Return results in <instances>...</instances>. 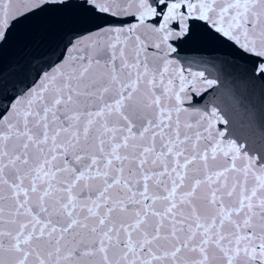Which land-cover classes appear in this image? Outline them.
I'll return each mask as SVG.
<instances>
[{
	"label": "snow or ice",
	"instance_id": "6c2138e0",
	"mask_svg": "<svg viewBox=\"0 0 264 264\" xmlns=\"http://www.w3.org/2000/svg\"><path fill=\"white\" fill-rule=\"evenodd\" d=\"M51 11L75 26L21 36ZM16 39L34 47L0 71V264H264L245 106L199 107L223 81L173 56L264 93V0H0V52Z\"/></svg>",
	"mask_w": 264,
	"mask_h": 264
},
{
	"label": "water",
	"instance_id": "95a60500",
	"mask_svg": "<svg viewBox=\"0 0 264 264\" xmlns=\"http://www.w3.org/2000/svg\"><path fill=\"white\" fill-rule=\"evenodd\" d=\"M97 23H103V21H97ZM69 26H75L71 23L69 13L51 11L22 26L21 36L36 33L38 38L40 36L47 37L55 35ZM33 47L25 48L23 40L16 39L0 52V71H5L13 83L16 82L14 73L30 59ZM204 55L205 53L192 51L190 46H185L184 50L178 49L177 53L173 54L174 58L186 69L206 70V75H209V78H218L223 81V87L218 85L214 90H209L198 106L211 107L215 103L227 112L234 99L242 100L246 111L241 117L238 111L232 110L233 126L239 135L247 138L253 151H264V127L260 123L261 112L264 111V93L259 85L244 78L239 67L221 69L219 64L213 66L199 62L197 58Z\"/></svg>",
	"mask_w": 264,
	"mask_h": 264
}]
</instances>
